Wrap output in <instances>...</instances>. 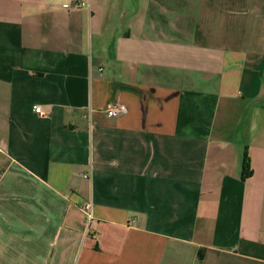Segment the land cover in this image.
I'll return each instance as SVG.
<instances>
[{
    "label": "crops",
    "instance_id": "1",
    "mask_svg": "<svg viewBox=\"0 0 264 264\" xmlns=\"http://www.w3.org/2000/svg\"><path fill=\"white\" fill-rule=\"evenodd\" d=\"M0 264H264V0H0Z\"/></svg>",
    "mask_w": 264,
    "mask_h": 264
},
{
    "label": "built area",
    "instance_id": "2",
    "mask_svg": "<svg viewBox=\"0 0 264 264\" xmlns=\"http://www.w3.org/2000/svg\"><path fill=\"white\" fill-rule=\"evenodd\" d=\"M86 6H88V5H86L85 3H80V4L75 5V8H83ZM34 112L36 114H41L40 108H34ZM126 113H127V108L122 104H117V105L111 106L106 110V115L109 118H117V117L122 116ZM80 209H81L82 213L84 214L86 222L88 223V226H89V224L91 223V221L93 219V217H92V203L91 202H84ZM88 232H89V230H88Z\"/></svg>",
    "mask_w": 264,
    "mask_h": 264
},
{
    "label": "trees",
    "instance_id": "3",
    "mask_svg": "<svg viewBox=\"0 0 264 264\" xmlns=\"http://www.w3.org/2000/svg\"><path fill=\"white\" fill-rule=\"evenodd\" d=\"M249 169V159H248V157L247 156H245V159H244V170H248ZM250 174L248 173V176H249ZM245 177H247V175L245 176Z\"/></svg>",
    "mask_w": 264,
    "mask_h": 264
},
{
    "label": "rangeland",
    "instance_id": "4",
    "mask_svg": "<svg viewBox=\"0 0 264 264\" xmlns=\"http://www.w3.org/2000/svg\"><path fill=\"white\" fill-rule=\"evenodd\" d=\"M89 229V226H88V224H87V230Z\"/></svg>",
    "mask_w": 264,
    "mask_h": 264
}]
</instances>
